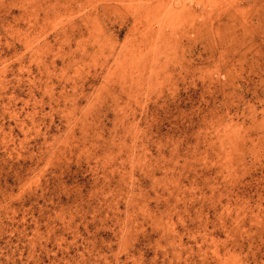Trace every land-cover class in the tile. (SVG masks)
<instances>
[{
	"label": "rangeland",
	"instance_id": "obj_1",
	"mask_svg": "<svg viewBox=\"0 0 264 264\" xmlns=\"http://www.w3.org/2000/svg\"><path fill=\"white\" fill-rule=\"evenodd\" d=\"M0 264H264V0H0Z\"/></svg>",
	"mask_w": 264,
	"mask_h": 264
}]
</instances>
